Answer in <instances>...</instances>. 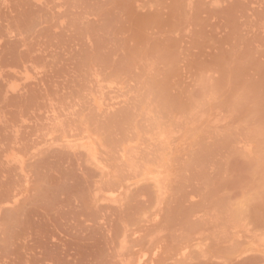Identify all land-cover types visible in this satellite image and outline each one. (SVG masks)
<instances>
[{
    "label": "rangeland",
    "instance_id": "1",
    "mask_svg": "<svg viewBox=\"0 0 264 264\" xmlns=\"http://www.w3.org/2000/svg\"><path fill=\"white\" fill-rule=\"evenodd\" d=\"M0 264H264V0H0Z\"/></svg>",
    "mask_w": 264,
    "mask_h": 264
},
{
    "label": "bare ground",
    "instance_id": "2",
    "mask_svg": "<svg viewBox=\"0 0 264 264\" xmlns=\"http://www.w3.org/2000/svg\"><path fill=\"white\" fill-rule=\"evenodd\" d=\"M83 144H84V143H83ZM83 146H84V145H83ZM88 150L90 151V155H94V149H93V150H92V149L90 150V148H88ZM148 173H149V172H148ZM148 173H147V174H148ZM149 174H150V173H149ZM150 176H151V174H150ZM154 176H155V175H154ZM154 176H152V177H154ZM148 177H149V176H148ZM155 178H156V177H155ZM155 178H154V179H155Z\"/></svg>",
    "mask_w": 264,
    "mask_h": 264
}]
</instances>
